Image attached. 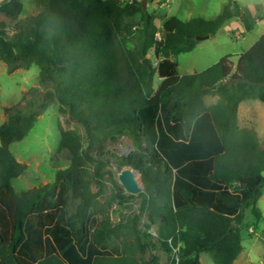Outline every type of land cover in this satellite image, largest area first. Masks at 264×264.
I'll list each match as a JSON object with an SVG mask.
<instances>
[{"label":"trees","instance_id":"16d2710c","mask_svg":"<svg viewBox=\"0 0 264 264\" xmlns=\"http://www.w3.org/2000/svg\"><path fill=\"white\" fill-rule=\"evenodd\" d=\"M230 7L207 20L170 15L156 35L142 0H47L24 21L20 0H0V19L12 30L0 32L6 72L35 65L38 84L51 85L43 93L25 91L0 123V264H160L156 255L142 256L169 255L171 246H177V261L173 256L169 264H200L202 252L213 264H232L242 250L240 232L249 227L245 210L254 224L262 216L264 143L252 128L237 125L236 113L245 99L264 103V33L238 55L233 72L230 55L183 75L174 59L234 14L251 30L253 22ZM149 49L154 67L142 62ZM154 75L161 79L156 89ZM206 95L217 99L207 105ZM52 103L83 127L84 136L58 123V150L67 149L69 164L53 181L15 191L10 180L27 167L9 145ZM122 137L132 149L109 156L139 176L143 229L140 214L114 224L99 206L109 163L105 142ZM127 231L139 259L126 252Z\"/></svg>","mask_w":264,"mask_h":264},{"label":"rangeland","instance_id":"374dc122","mask_svg":"<svg viewBox=\"0 0 264 264\" xmlns=\"http://www.w3.org/2000/svg\"><path fill=\"white\" fill-rule=\"evenodd\" d=\"M20 1L23 5L20 19L23 21L39 13L47 2V0ZM122 2H125V0H122ZM227 4L231 5V10H233V6H238L244 17L253 22L251 30L246 31L242 16L234 14L223 22L214 35L199 40L191 51L180 53L174 57L179 75L199 72L225 55H230L228 61L233 72L238 55L247 50L264 33V18H258L263 17L264 0H153L151 3L145 4V9L154 16L157 27L156 35L163 29L164 22L170 15H175L183 21L198 17L206 20L213 19ZM137 20L138 16H135L133 19L135 25L132 27L134 35L137 29ZM0 32L8 35L12 34V30L5 27L1 19ZM134 44L135 41L131 40L128 43V48L132 49ZM144 57L147 61L149 60L152 67L156 65L157 60L151 49L147 50ZM160 82L161 79L154 75L152 79L153 88L156 89ZM50 87L49 83L46 85L38 84L37 67L35 65L27 69H17L12 73H7L4 63L0 61V123L4 120L5 108L18 105L25 91L36 88L40 93H43ZM216 99L217 96L215 95L204 96V102L207 105L214 103ZM236 120L240 128H252L259 142L264 143V103L257 99L241 101L237 106ZM58 123L63 129H74L84 136L83 127L68 117L60 115L57 111V103H52L36 116L32 127L21 140L9 145V150L16 160L26 164L27 167L24 173L10 180V184L15 191L41 186L53 181L56 171L69 164L67 149L58 150ZM105 148L108 152L106 156L109 158V163L104 168V187L98 196L99 206L109 215L111 222L114 224L121 220L125 221L135 214H140L138 226L143 229L146 217L144 213L139 211L140 196L131 194L133 197L126 200L120 197L124 194H130L123 189L118 181V173L124 166H119L109 156L111 153L117 155L127 154L132 149L131 143L127 138L122 137L117 141L107 140ZM262 175L264 176V171ZM135 179L140 183L136 172ZM91 189L95 191L97 188L92 185ZM257 207L262 216L256 224H254V218L249 210H245V220L249 227L243 228L240 232L243 251L234 264H264V185L261 188V196L257 201ZM127 232L125 236L126 252L131 257L139 259L140 254L132 244L129 231ZM148 232L152 236H156L155 226L149 227ZM173 252L167 255L160 251H152L147 252L142 257L147 260L153 254L158 257L160 264H169L174 255ZM199 261L201 264H213L209 254L204 252L199 254Z\"/></svg>","mask_w":264,"mask_h":264},{"label":"water","instance_id":"95a60500","mask_svg":"<svg viewBox=\"0 0 264 264\" xmlns=\"http://www.w3.org/2000/svg\"><path fill=\"white\" fill-rule=\"evenodd\" d=\"M145 0H142V7L145 9ZM210 35L205 34L203 36H196V39L203 40L209 38ZM142 62L146 64L147 66H150L147 59L144 57L142 59ZM118 181L123 187V189L130 194H137L142 191V184L141 182L138 183L135 179V171H133L130 167L124 166L118 173Z\"/></svg>","mask_w":264,"mask_h":264},{"label":"built area","instance_id":"2783aa9c","mask_svg":"<svg viewBox=\"0 0 264 264\" xmlns=\"http://www.w3.org/2000/svg\"><path fill=\"white\" fill-rule=\"evenodd\" d=\"M133 1H134V0H125V2H127V3H131V2H133ZM136 1H138V0H136ZM168 243H170V240L168 241ZM170 246H171V245H170ZM171 250L174 251V252H173V253H174L173 256H174L175 260L177 261V257H176L177 246H176V247H172V246H171ZM172 251H171V252H172Z\"/></svg>","mask_w":264,"mask_h":264},{"label":"crops","instance_id":"0c3cea01","mask_svg":"<svg viewBox=\"0 0 264 264\" xmlns=\"http://www.w3.org/2000/svg\"><path fill=\"white\" fill-rule=\"evenodd\" d=\"M243 249L241 250V252L238 254V256L236 257V259L233 260L232 264H234L236 262V260L239 258V256L241 255ZM201 264V263H200Z\"/></svg>","mask_w":264,"mask_h":264}]
</instances>
